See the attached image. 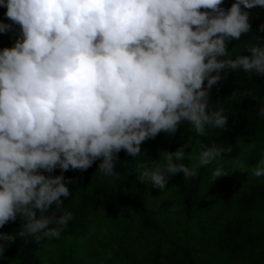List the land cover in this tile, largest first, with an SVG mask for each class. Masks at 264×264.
Listing matches in <instances>:
<instances>
[{
    "label": "clouds",
    "instance_id": "obj_1",
    "mask_svg": "<svg viewBox=\"0 0 264 264\" xmlns=\"http://www.w3.org/2000/svg\"><path fill=\"white\" fill-rule=\"evenodd\" d=\"M223 3L0 0L11 21L0 22V33L19 27L14 45L0 50V228L20 216V237L58 239L73 214L45 213L54 203L62 209L69 188L63 175L44 172L84 171L102 159L99 172L116 176L122 150L136 157L145 141L176 133L182 122L200 135L206 126L226 127L224 108L209 109L210 90L226 68L264 75L262 46L225 59L229 41L251 31L248 10L264 0ZM220 151L205 150L200 164ZM184 158V147L165 151L166 165H145L139 179L163 190L169 175L195 176L196 166L176 162ZM253 175L264 176V160ZM0 240L13 243L16 235L0 233Z\"/></svg>",
    "mask_w": 264,
    "mask_h": 264
},
{
    "label": "trees",
    "instance_id": "obj_2",
    "mask_svg": "<svg viewBox=\"0 0 264 264\" xmlns=\"http://www.w3.org/2000/svg\"><path fill=\"white\" fill-rule=\"evenodd\" d=\"M234 2L224 0L222 7L229 9ZM248 11L251 31L239 40L229 41V56L225 59L251 56L250 45L264 47V7ZM5 13L6 8L0 7V22L11 23ZM18 36V26L0 33V50L12 47ZM219 74L221 80L210 90L209 109L224 108L229 119L225 128L206 126L200 135L190 123L182 122L176 133L161 132L145 141L136 157L122 150L115 162L116 176L99 172L102 159L84 171L62 172L57 167L52 173L44 172L63 175L70 193L60 198L61 210H56L54 203L45 215L56 212L59 216L70 211L73 219L58 239L37 242L32 236L18 235L26 223L25 218L18 216L0 228V233L16 235L13 243L0 240L6 248L2 255L14 256L15 264H95L98 244L90 243L85 235L92 217L109 209L113 217L126 221L118 224L125 233L123 239L132 238L136 243L150 237L156 239L136 254L125 241L114 238V250L101 264H264V177L228 188L229 178L240 163L257 165L263 159L264 116L259 113L264 109V75L230 68ZM181 147L185 158L176 162L196 166L195 176L169 175L163 190L155 188L147 178L139 179L145 165L151 171L164 167L163 152H175ZM213 147L222 151L210 163L200 164L201 153ZM216 169L224 175L215 177ZM220 188L222 194L218 193ZM167 192L175 196L178 210L174 216L159 221L154 204Z\"/></svg>",
    "mask_w": 264,
    "mask_h": 264
},
{
    "label": "rangeland",
    "instance_id": "obj_3",
    "mask_svg": "<svg viewBox=\"0 0 264 264\" xmlns=\"http://www.w3.org/2000/svg\"><path fill=\"white\" fill-rule=\"evenodd\" d=\"M258 145L259 147L261 146L260 144ZM262 160H264V147H263ZM158 163H159V159H158ZM163 163L164 161L163 162L160 161V164ZM259 164L260 163H258L257 165H247L244 164L243 162L240 163L236 172H233L229 178V181L231 182L228 188L232 190L233 187H235L236 185L238 186L243 181L256 177L253 175V171L256 169V167ZM139 176H140V172H139ZM222 189L223 188H220L218 190V193L222 194L221 193ZM177 210H178V206L176 204L175 196L170 192L164 194L154 204L155 216L159 221H162L166 216H174L177 213ZM118 224L124 225L126 224V221L113 217V214L109 209L101 211L99 214L92 217L91 226L88 232L86 233L85 238L88 239L92 244H98L97 257H95V260L98 259V261H95V264L104 263L106 261V258L113 252L116 244L114 238H118L122 242L125 241L124 244L129 246L133 250V253L136 254H139L143 249L150 246L151 243L156 239L155 237H150V238H146L145 240H141L140 243L134 242L132 238H128V240L123 239V237H125L124 236L125 233L122 229L118 228ZM15 263H16V259L14 256L0 254V264H15ZM112 264H122V263L119 261H115L112 262Z\"/></svg>",
    "mask_w": 264,
    "mask_h": 264
}]
</instances>
